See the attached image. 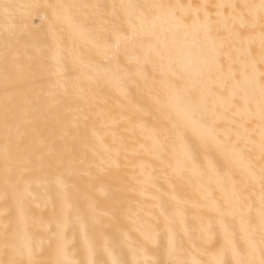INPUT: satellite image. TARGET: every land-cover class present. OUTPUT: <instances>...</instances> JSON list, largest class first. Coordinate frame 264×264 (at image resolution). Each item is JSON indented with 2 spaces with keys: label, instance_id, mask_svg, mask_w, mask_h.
<instances>
[{
  "label": "snow or ice",
  "instance_id": "obj_1",
  "mask_svg": "<svg viewBox=\"0 0 264 264\" xmlns=\"http://www.w3.org/2000/svg\"><path fill=\"white\" fill-rule=\"evenodd\" d=\"M0 96V264H264V0H0ZM152 117L143 199L102 205Z\"/></svg>",
  "mask_w": 264,
  "mask_h": 264
},
{
  "label": "bare ground",
  "instance_id": "obj_2",
  "mask_svg": "<svg viewBox=\"0 0 264 264\" xmlns=\"http://www.w3.org/2000/svg\"><path fill=\"white\" fill-rule=\"evenodd\" d=\"M108 2H112V0H108ZM174 2H178V0H174ZM185 3L192 2H200V0H183ZM208 2H214V0H208ZM40 22V21H39ZM38 22V24H39ZM105 91L110 95H116V89L114 85H107L105 87ZM141 99L140 92H133V101H137ZM2 96H0V103H2ZM131 109V106H129ZM74 108L71 99H65L61 104L60 111L65 116V119L69 122L72 121L74 116ZM155 117L148 118L139 122L134 130H129L126 124H121L119 129H115V131L122 135L125 139V142L129 146V152L127 157L122 155L120 157V167L117 168H109L106 173H101V181L107 185H110L109 191L107 195H103L100 193H93V195L101 202L102 205L106 207H110L112 203L116 200H123L125 205L132 204L136 205L143 198L139 196L138 192H131L129 189L134 184L136 178H140V169L135 167L140 160L148 162L151 164V168H149V172L152 168H156L157 170L160 167V162L155 160L151 152L148 150L152 144V136H153V127H154ZM81 127L79 129L80 140L82 144H88L89 142L94 145L97 153H103V144L97 143L90 136V127L91 121L89 122V127L85 128L83 120H81ZM96 128L100 133L105 144H111L113 140L112 133L114 131L113 128L109 127L107 124L103 122H97ZM135 149V152L132 151ZM88 159L94 160L95 158L92 156V152H88ZM157 175L159 176V172L157 171ZM160 182L163 183V177H159ZM83 184V182H81ZM125 186L124 190L116 191L118 186ZM185 191L190 192V189H185ZM217 197L219 193H215ZM58 205V200L55 201ZM151 203V202H148ZM81 204L83 202L81 201ZM40 214L45 216H51L53 214V206L50 204L48 207H42L38 209ZM131 259V256L129 257Z\"/></svg>",
  "mask_w": 264,
  "mask_h": 264
},
{
  "label": "rangeland",
  "instance_id": "obj_3",
  "mask_svg": "<svg viewBox=\"0 0 264 264\" xmlns=\"http://www.w3.org/2000/svg\"><path fill=\"white\" fill-rule=\"evenodd\" d=\"M39 20H36V23L38 24ZM40 23V22H39Z\"/></svg>",
  "mask_w": 264,
  "mask_h": 264
}]
</instances>
